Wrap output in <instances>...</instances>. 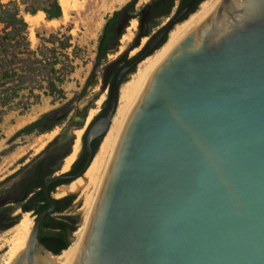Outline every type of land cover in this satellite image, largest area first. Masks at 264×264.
<instances>
[{
    "label": "water",
    "instance_id": "1",
    "mask_svg": "<svg viewBox=\"0 0 264 264\" xmlns=\"http://www.w3.org/2000/svg\"><path fill=\"white\" fill-rule=\"evenodd\" d=\"M155 41L114 74L103 114L83 133L85 163L61 185L89 166L121 78L166 40L157 48ZM67 137L68 128L60 142ZM59 177L66 171L44 182L50 206L33 219L12 264L56 255L37 233L54 211L48 184ZM72 264H264V0H219L155 68L121 130Z\"/></svg>",
    "mask_w": 264,
    "mask_h": 264
},
{
    "label": "rangeland",
    "instance_id": "2",
    "mask_svg": "<svg viewBox=\"0 0 264 264\" xmlns=\"http://www.w3.org/2000/svg\"><path fill=\"white\" fill-rule=\"evenodd\" d=\"M51 1L2 0L3 3L11 2L18 6L20 14L28 23V37L32 48H36L40 44L41 40L37 36L48 37L51 33H58L59 40L64 41L67 38L71 44V47L67 50L68 53L77 56L74 58L75 68L73 72L62 83L63 97L45 95L41 92L37 101H33L28 107H25L27 92L24 91L22 96L15 100L13 106L4 108L3 113L0 112V183H2L0 188L5 187L12 181L10 178L14 173L33 163L41 155L50 154L53 151V145L57 144L56 140L61 137L66 128H68L71 135L70 141H72L73 136L76 138L75 131L82 129L79 139L80 152L83 133L87 125L104 110L106 105L110 84L106 85L104 82L107 66L113 61H118L122 53L127 52L128 56H133L142 47L138 45L133 48L130 43L137 25V11L149 0L138 1V4L134 7L133 21L131 24L127 23L129 28H120L115 41L107 50L106 56L100 59L96 65L95 56L98 39L106 19L110 17L114 10H118L126 3L134 0H125L108 9L107 6L111 0H68L70 4L66 5L67 7L60 6L61 15L58 18L50 19L51 21L46 19L45 14H40V10H36L34 14L26 11V9L47 7ZM57 1L60 3V0ZM29 16H36L34 22L30 23L27 20ZM164 20L162 19L161 22ZM138 64L135 65L132 73L126 75L122 85L132 79L131 75L137 70ZM118 102L119 99L117 106ZM47 111H52L51 119L56 122L52 129L43 133L33 132L12 138L18 129ZM74 122L83 124V127L77 129L78 127H74ZM62 156L56 159L60 168L63 164ZM107 164L108 159L97 173L96 181L89 182L87 189L70 191L64 194L74 195V199L61 214L55 215L76 217V230L69 238L70 244L77 236L76 232L81 231L88 222ZM27 213L30 214L33 220L34 214L32 212ZM17 215L19 221L23 213L17 210ZM11 236L10 228L0 231V264L8 256ZM43 255H45L44 252Z\"/></svg>",
    "mask_w": 264,
    "mask_h": 264
},
{
    "label": "trees",
    "instance_id": "3",
    "mask_svg": "<svg viewBox=\"0 0 264 264\" xmlns=\"http://www.w3.org/2000/svg\"><path fill=\"white\" fill-rule=\"evenodd\" d=\"M201 0H197L200 2ZM133 1L126 5H132ZM36 10L44 12L46 19L58 18L61 15L60 3L52 0L47 7H38L26 11L34 14ZM119 10H114L103 26L102 33L99 36L95 65L100 59L106 56L113 39L114 16ZM28 23L20 14L16 4L11 2L3 3L0 0V112L4 108L14 105L16 99L27 92L25 107H28L33 101H37L42 92L45 95L54 97H63L64 90L62 83L73 72L75 68L74 58L68 53L71 44L67 38L59 40L57 34L51 33L48 37H39L41 41L36 48H32L28 37ZM160 45L155 46L157 48ZM121 59L111 62L113 72L105 76V84H109L113 75L118 71L122 64ZM135 65L123 75L121 82L129 72H133ZM37 91V92H36ZM52 111L42 113L35 120L25 124L18 129L12 136L17 137L21 134H30L33 132H46L56 124L51 119ZM84 135V134H83ZM100 142V137L92 144L93 151H96ZM46 160H39L31 170L32 182L42 184L45 175L49 174L53 168L46 169ZM84 165V164H83ZM71 178L69 179V181ZM1 184V183H0ZM74 199V195H66L55 199L56 202L66 201L57 212H62ZM13 207L3 201L0 197V225L7 228L17 222L18 215H12ZM53 223L51 229L43 231L44 235H39L38 240L49 251L59 254L63 249L70 245V236L76 230V217L71 215H60L52 217Z\"/></svg>",
    "mask_w": 264,
    "mask_h": 264
},
{
    "label": "flooded vegetation",
    "instance_id": "4",
    "mask_svg": "<svg viewBox=\"0 0 264 264\" xmlns=\"http://www.w3.org/2000/svg\"><path fill=\"white\" fill-rule=\"evenodd\" d=\"M138 1L139 0L136 1L134 0L132 5L130 4L126 5L127 4L126 3L122 8L118 9L119 13L113 18L114 25L112 29H113L114 41L120 28L123 29L129 28L127 26V23L130 24L132 23L133 21L132 15L135 14L134 7L138 4ZM200 2H197V0H149L148 2H145L137 11L136 14L137 25L135 27V33L133 34V39L130 43L133 48L137 47L138 45L142 47L133 56H128L127 52L122 53L118 58V60L119 59L123 60L120 68L124 66H128L131 60L137 56V54L148 42L156 39V41L154 42V47L157 45H161L165 40H167L166 38L168 37L169 30L170 29L172 30L175 25L187 19L189 14L193 12L196 8H198ZM175 17L178 18L174 22H172V20ZM162 19L165 20L161 22ZM171 22L172 24L166 30H164V28ZM122 36L124 35L122 34ZM130 68L131 66L127 69V71ZM106 70L107 71L105 76L111 75V73L113 72V66L108 65ZM102 114L103 112H101L98 116ZM97 139L98 137L94 138L92 140L91 145L94 144ZM56 141L57 144L53 145V149H52L53 151L50 154L43 156L41 155V157L38 158L36 161L26 165L20 171L14 173V175H12V177L10 178L12 179V181L5 187L0 188V197H3V201H5L6 204H9L13 207L12 215H17V210L23 214L27 212H32L34 214L33 216L34 219L35 216L38 215L42 210L50 206V203L46 199L43 191L44 182L65 172L61 170L59 163L56 162V159H58L67 152L69 148L70 137H67L62 142H60V138H58ZM62 158L64 159V156H62ZM86 158H87V153L85 152L82 143V149L78 153L75 162L72 164L71 168L68 169V171H66L67 177H59L51 181L48 184L49 193L51 192L54 193L55 190L59 187V185L61 186L62 183L69 182V179L82 168ZM39 160H46V165H45L46 169L53 168V170L49 174L45 175L44 177L45 179L43 180L42 184L33 183L32 175H31L32 168ZM1 185L2 183L0 184V186ZM51 196L55 200L66 195L56 197L54 196V194H51ZM65 202L66 201H62V202L55 201L54 210L60 209V207ZM55 214H61V212L53 211L51 213L46 214L43 217L42 221L39 224L37 237L39 235H44L43 231L46 232L51 229V225L54 221L52 220V217L60 216ZM17 223L18 220L17 222H15L14 224H12L7 228H3L1 225L0 228L9 229L14 225H16Z\"/></svg>",
    "mask_w": 264,
    "mask_h": 264
},
{
    "label": "bare ground",
    "instance_id": "5",
    "mask_svg": "<svg viewBox=\"0 0 264 264\" xmlns=\"http://www.w3.org/2000/svg\"><path fill=\"white\" fill-rule=\"evenodd\" d=\"M124 1L125 0H111L110 3L108 2L109 4L107 6V9L115 4L122 3ZM218 1L219 0H203L194 13H192L187 17V19L173 27L163 45H161L152 54L140 61L137 70L131 75L132 79L120 86L118 106L116 107V111L111 120L109 129L102 137V140L96 151L97 153H95V155L93 156V159L90 162L89 166L81 176L77 177L70 183L66 185L63 184L61 186L59 185V187L53 193L54 196L60 197L70 191L85 190L88 188L89 182L96 181V175L104 166L107 159L109 164L110 158L116 146L121 130L128 117V114L150 75L153 73L158 64L163 60V58L168 54V52L175 46V44L192 27L198 24L206 15H208V13H210V11L215 7ZM60 4V6L65 7L70 3L68 0H60ZM40 14L44 15L42 11L40 12ZM35 17L36 16H29L27 20H29V22L31 23L34 19H36ZM81 130L75 131L77 136L72 145L71 152L63 159V164L61 167L62 171L68 170L78 155L80 149L79 139ZM32 223L33 220L30 217V214L24 213L18 223L10 228L12 236L10 238L8 256L2 264H12L19 257V255L22 254L26 246ZM86 226L87 224L81 231L76 232L77 236L72 241V243L68 246V248L63 249L59 254H42L45 257L43 264H72L81 247Z\"/></svg>",
    "mask_w": 264,
    "mask_h": 264
}]
</instances>
